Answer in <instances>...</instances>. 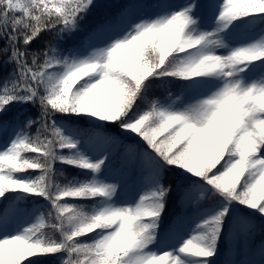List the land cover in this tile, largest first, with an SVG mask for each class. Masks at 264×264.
Here are the masks:
<instances>
[{"label":"snow or ice","instance_id":"obj_1","mask_svg":"<svg viewBox=\"0 0 264 264\" xmlns=\"http://www.w3.org/2000/svg\"><path fill=\"white\" fill-rule=\"evenodd\" d=\"M261 20L264 0H0V264H264V25L237 31ZM72 116L118 129L97 159L58 123ZM206 189L222 207L185 236Z\"/></svg>","mask_w":264,"mask_h":264},{"label":"trees","instance_id":"obj_2","mask_svg":"<svg viewBox=\"0 0 264 264\" xmlns=\"http://www.w3.org/2000/svg\"><path fill=\"white\" fill-rule=\"evenodd\" d=\"M243 19H248L247 17ZM235 23V21L233 22ZM262 25H264V20L258 21L255 24V30L259 29ZM240 26V25H239ZM238 26V27H239ZM79 83V82H78ZM78 85L73 86V91H75V88ZM175 90L178 91V85H173L172 86ZM31 112H35V109L30 108L29 109ZM59 116V114H57ZM54 119H57V117H53ZM58 123L60 126H62L64 129L68 130L69 133H73V137H77L78 139H83V140H90L91 138H94L95 136L100 139V134L101 133H107L109 135H115L118 131L115 125H109L106 124L103 121H97L94 118L88 116L87 118H81L80 116H72V117H64L62 120H58ZM137 139H139L137 137ZM6 167H8L6 165ZM57 169L64 171V173L69 177V178H78L81 181L88 180L92 178V173L90 172H85L80 169H75L68 167L66 165H56ZM192 179H196L193 177ZM159 182L161 184L168 182L172 185V188H170L169 194H168V199L166 201V206H165V212H163L161 215L162 217L167 218L168 211L169 209L173 208L175 205L176 201V194L173 191L175 188V175L173 173H169L164 169H161L160 171V176H159ZM35 202L37 203H44L42 198H34ZM221 200H223V197H220L216 193H212L209 190L206 189L202 200L200 202L199 208H210L217 203H219ZM71 203H81V204H88L90 206H94L96 210H100L101 204L102 203H97L96 201H72ZM252 211V210H248ZM217 260L220 259L221 256L227 258H230L229 254L224 251V245L218 241L217 243ZM21 264H23V261H21Z\"/></svg>","mask_w":264,"mask_h":264},{"label":"rangeland","instance_id":"obj_3","mask_svg":"<svg viewBox=\"0 0 264 264\" xmlns=\"http://www.w3.org/2000/svg\"><path fill=\"white\" fill-rule=\"evenodd\" d=\"M238 33L244 35L248 39H261V34L259 33L258 29L255 30V27H251L249 25H242L237 28ZM245 72H247V69H245ZM250 82V80L248 81ZM71 94H69L70 98ZM67 135H71L73 133H69L68 130L64 129ZM73 136V135H71ZM75 139H78L74 136ZM80 140L79 145V151L85 155L90 156L92 159H97L98 157L94 154L92 150V146L98 142V137L95 136L94 138H91L90 140ZM112 178L111 173L109 170L105 169L103 170L98 176L97 179H99L102 182H107ZM155 183V180L152 178L150 172L146 173L144 178L135 183H131L128 185V187L118 188V195L115 197L112 201V203L116 204V206H129L130 204L134 203L136 199L139 198V196L148 190H150ZM206 190H204L205 193ZM203 193V195H204ZM203 197V196H202ZM201 197V200H202ZM222 201L221 200L217 205L210 207V208H198L195 218L191 221V223L188 226V230L185 232V236L189 235L192 231L197 230L196 225L199 223L200 218L214 214L215 211H217L220 207H222ZM201 202V201H200ZM105 206L104 203L101 204L100 210L103 209ZM251 210V209H248ZM11 238V237H10ZM229 254V253H228ZM230 256V254H229ZM211 260V258H209ZM189 264H196L195 260H190Z\"/></svg>","mask_w":264,"mask_h":264},{"label":"clouds","instance_id":"obj_4","mask_svg":"<svg viewBox=\"0 0 264 264\" xmlns=\"http://www.w3.org/2000/svg\"><path fill=\"white\" fill-rule=\"evenodd\" d=\"M237 113H238V107H230L226 104L225 107L221 110V112L217 113L215 117L214 123L218 127L223 129L225 139L227 138L230 124L232 120H234ZM130 239L131 237L126 236L120 241V243H127L130 241Z\"/></svg>","mask_w":264,"mask_h":264}]
</instances>
